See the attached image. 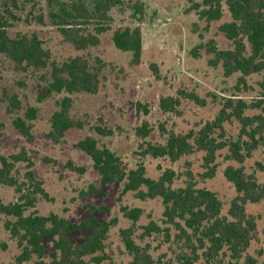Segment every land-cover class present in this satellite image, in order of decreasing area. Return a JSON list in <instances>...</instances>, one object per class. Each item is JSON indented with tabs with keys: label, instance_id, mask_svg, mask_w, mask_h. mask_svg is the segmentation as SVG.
<instances>
[{
	"label": "trees",
	"instance_id": "1",
	"mask_svg": "<svg viewBox=\"0 0 264 264\" xmlns=\"http://www.w3.org/2000/svg\"><path fill=\"white\" fill-rule=\"evenodd\" d=\"M187 1L190 3L188 9L196 11L207 28L218 23V31L229 43L227 47L218 48L214 41H210L207 45V52L213 55L210 62L221 64L228 77L238 75L236 92L253 89L248 78L262 74L257 83L261 94L250 102L237 94L225 97L214 120L186 134L169 132L164 143L146 139L152 131L148 121L138 126L136 133L143 139L144 156L168 157L176 161L182 156L203 151L206 172L202 176L205 179L215 175L218 152L227 149L225 158L241 164H229L224 171L226 179L236 189L228 213H222V201L214 191L198 187L191 171H188L186 184L178 187L174 186L177 178L175 170L168 168L157 179L147 176L143 163L126 170L122 157L108 146L100 145L98 139L91 135L79 140L77 146L91 158L102 187L123 183L125 191H137L143 199L160 197L163 200L166 222L176 225L178 236L187 241V249L180 255V264H264V259L260 261L249 252L256 237L257 223L246 209L248 203L264 200V181L259 180L255 171L264 172V162L256 160V168L252 172L247 171L245 166V161L253 156L254 151L264 146V0ZM123 4L140 17L145 15V5L140 0H0V53L18 69L51 67L41 98L55 93L64 94L52 114L48 133L56 142L70 129L84 126L83 120L72 116V94L98 93L102 83L101 68L82 54L56 62L38 29L56 28L64 42L82 51L100 44L101 34L113 29L111 10ZM224 6L230 18L223 20ZM111 39L118 49L131 52L132 65L141 63L144 47L141 26L114 29ZM96 61L101 62L99 58ZM182 95L206 103L194 92L183 91ZM7 100L10 111L22 109L23 102L17 93L7 95ZM177 103L175 96H165L160 100L161 108L167 111L173 110ZM248 110L259 112L250 113ZM36 113V108L29 106L25 117L18 116L14 121L16 128L27 137H31L32 120L36 118ZM233 119L240 123L239 133L236 138H228L224 122ZM96 129L105 136L113 133L112 129L101 125ZM218 129L220 137L215 135ZM1 137L0 131V185L15 186L20 196L18 201L11 203H5L0 196V214L14 217V220H6L5 227L18 239L23 249L17 256L18 261H28L34 255L44 257L47 250L45 239H49L53 245L54 264H102L106 258L105 241L110 228L118 220H100L91 215L75 222L56 213L43 215L35 210L27 213L29 207H35L36 194L24 192L12 170L16 162L25 160L31 166L32 160L25 152L10 157L2 154ZM79 169L84 171V168ZM33 176L30 169L28 177L34 179ZM91 188L92 193H103L102 188ZM37 189L45 193L42 187ZM122 211L133 221L132 226L120 230L125 247L132 256V264H161L148 245L142 246L133 237L142 209L123 206ZM142 227L145 235L160 230L154 221ZM76 232L83 234L82 241L74 238Z\"/></svg>",
	"mask_w": 264,
	"mask_h": 264
},
{
	"label": "rangeland",
	"instance_id": "2",
	"mask_svg": "<svg viewBox=\"0 0 264 264\" xmlns=\"http://www.w3.org/2000/svg\"><path fill=\"white\" fill-rule=\"evenodd\" d=\"M140 1L145 5L143 17L136 15L126 4L114 7L111 10L113 29L101 34L99 45L82 51L64 42L56 28L38 29L56 62L82 54L101 68L102 83L98 93L72 94V116L83 120L84 126L70 129L59 142L51 139L48 133L52 114L64 94L55 93L41 98L50 78L51 67L18 69L0 53L1 152L7 157L25 152L32 160L31 166L25 160L16 162L12 170L24 192L36 194L35 207H29L27 213L33 210L43 215L56 213L75 222L91 215L100 220H118L110 228L105 241L106 258L102 264H132V256L125 247L120 230L132 226L133 221L124 215L123 206L142 209L143 213L135 225V240L142 246L148 245L161 264H180V255L187 249V241L178 236L176 225L166 222L163 200L160 197L143 199L137 191H125L123 183L102 187L100 175L94 169L91 158L77 146V142L91 135L98 139L100 145L108 146L119 154L126 170L143 163L147 176L155 179L171 168L177 176L174 186H184L188 171H191L198 187L208 188L217 194L223 204L222 213L227 214L236 189L226 179L224 171L229 164L241 165L225 158L227 149L218 152L215 175L205 179L202 176L206 172L203 151L182 156L176 161L168 157L144 156V142L137 135L136 128L148 121L152 131L146 139L153 143H164L172 131L182 134L197 131L207 121L216 118L225 97L237 94L248 102L258 98L261 93L257 83L262 79V74L248 78L253 89L236 92L238 75L226 76L221 64L210 62L213 55L207 52L210 41H214L218 48L229 46L225 36L217 29L218 23L207 28L196 11L188 9L190 3L187 0ZM224 12L223 20L229 19L226 6ZM195 23L198 25L195 26ZM137 25L141 26L143 33V56L141 63L132 65L131 52L118 49L111 38L114 29ZM97 58L101 60L100 63L96 61ZM183 91L198 94L206 103L183 96ZM15 93L20 96L23 107L10 111L7 95ZM165 96L178 99L173 110L161 108L160 100ZM29 106L37 110L36 118L32 120L31 137L23 135L14 123L18 116L25 117ZM100 125L112 129L113 133L109 136L98 133L96 127ZM224 127L228 138L238 136V120L225 121ZM219 130L215 133L218 137ZM256 160L264 162V146L245 161L247 171L255 170ZM79 168H84V171ZM30 169L33 170L34 179L28 177ZM255 171L259 180L264 181V172ZM38 186L45 193L40 192ZM91 186L102 188L103 193H92ZM0 196L5 203H11L18 201L20 194L15 186L2 184ZM246 209L257 223L256 237L251 242L249 252L261 261L264 259V200L248 203ZM13 218L0 214V264H54L53 245L49 239H45L47 250L44 257L34 255L28 261H18L17 256L23 249L18 239L5 227L6 220ZM151 221L156 222L160 230L145 235L142 226ZM74 238L82 241L83 234L76 232ZM225 258L228 262L229 256Z\"/></svg>",
	"mask_w": 264,
	"mask_h": 264
}]
</instances>
